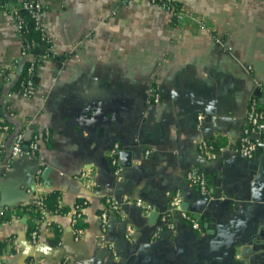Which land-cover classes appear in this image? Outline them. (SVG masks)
Segmentation results:
<instances>
[{
	"label": "crops",
	"instance_id": "1",
	"mask_svg": "<svg viewBox=\"0 0 264 264\" xmlns=\"http://www.w3.org/2000/svg\"><path fill=\"white\" fill-rule=\"evenodd\" d=\"M39 1L53 55L44 58L28 96L9 91L23 64V43L11 8H0V108L7 104L0 119L12 124L11 132L0 131L6 155L0 157V191L26 189L21 200L0 201V207L13 206L11 219L0 222V240L10 238L14 249L0 254V264H29L36 257L42 264H264V149L260 164L231 150L250 95L264 85V0H177L181 15L152 0ZM219 37L228 40L227 50ZM153 82L159 103H152ZM86 103L103 104L113 114L94 121L75 116ZM45 131L49 138L40 140L36 157L25 147L9 161L17 134L28 143ZM205 138L222 143L216 157L199 151ZM115 143L133 151L122 180L110 164ZM192 167L207 173L217 201L213 228L196 230L176 216V231L165 230L167 192H179L201 220L210 205L188 184ZM52 191L60 194L62 211H50L52 228L35 220L41 236L34 243L32 216L17 209ZM106 197L139 198L160 213L150 217L151 211L130 203L124 216L110 218L103 235L99 214ZM253 199L258 210L248 221L253 204L243 215L237 209ZM77 203L84 204L79 227L72 223ZM55 227L61 242L52 247ZM216 228L230 230L232 246L211 243Z\"/></svg>",
	"mask_w": 264,
	"mask_h": 264
},
{
	"label": "built area",
	"instance_id": "2",
	"mask_svg": "<svg viewBox=\"0 0 264 264\" xmlns=\"http://www.w3.org/2000/svg\"><path fill=\"white\" fill-rule=\"evenodd\" d=\"M152 1L157 3V0H152ZM174 1L175 0H168L167 2H165V5H167V10L171 11L175 15H181L183 13L182 7L177 8L176 5L173 4ZM162 5L164 7V4H161V6ZM3 6L10 7L15 17L17 18L18 10L15 5H11L10 3H7L5 5L0 0V8H3ZM23 8L28 9L33 14V16L38 21V24L42 26V30L46 34L48 42L53 43L51 37L47 34L41 23V17L44 12V7L41 4V2L39 0H28L23 4ZM217 43L220 45L221 44L224 45L225 42L224 40L217 38ZM27 50L26 49L24 50V45H22L21 59L28 57L30 58L31 61H33L30 69V73H32L34 77L35 73H33L34 72L33 69L36 64L35 61L37 60V58H35V53L30 45L27 46ZM245 69L246 71L251 73L254 70V67L253 65L249 64L245 66ZM259 89H260L259 94L253 93L252 95H250L247 103L246 113L244 115V120L239 128V133L237 135V138L231 145V150L234 152V154L247 160L254 159L255 156L258 154L259 150L264 149V85H262ZM151 92L153 93L152 103H159L161 101V93L159 90V86L154 82L152 83L151 86ZM30 93L31 91L28 89H25L23 92H21V94L24 96H28L30 95ZM203 119H204L203 115L198 116V126L202 125ZM1 130H3V132L8 131L9 127L7 125L0 124V131ZM49 134H50L49 131H45L42 134L38 133L30 140L29 143L25 142L23 134L21 133L17 134L14 137L13 143L9 148V161L11 162L13 160H16L21 155H23L25 147L27 149L26 153L28 155L36 157L38 155V151L40 148V140L43 137L49 138ZM216 143H217L216 139L205 138L199 143V151L203 155L214 158L217 156L219 151H221L220 148H217ZM121 149H122L121 145L119 143H115L109 151L110 164L113 169V173L118 180L123 179V173H124V166L121 164L119 158ZM0 151H2L1 145H0ZM149 153L150 151H147V154ZM186 178L188 184L191 187L197 188L202 194H206L209 192L208 176L203 169L199 167L190 168L186 173ZM167 195L169 196L170 206H169V210L162 215V220L164 222L163 229L169 230L171 232H175L177 226L174 219L176 216H180L184 221L188 222L194 229L201 230L202 220L200 219V217L194 213L182 209V202H183L182 195L179 192L172 193L170 191L167 192ZM33 202L37 203V205L40 206V211L42 216L38 221L42 220V222H45L47 227L49 228L55 226L51 222V220L48 219V215L50 214V211H48L45 208L43 197H37L33 200ZM130 203H134L140 206L146 212H150L154 210L153 205L146 203L139 198L130 199L129 197H125L121 201H117L113 197H106L105 205L99 214V218L101 222V231L103 235L107 234L108 231L107 226L110 218L113 216H124L126 214L125 207ZM83 206H84L83 203L76 204L72 218V223L74 226L79 220L83 218V213H82ZM12 209L13 206L9 204L0 207V222L3 220L4 213ZM58 229L61 232V229L59 227ZM76 230H78V228ZM130 233H131V229H129L127 237H130ZM40 236H41L40 223L38 222L36 223L35 229L31 232L32 241L34 243L37 242ZM109 249L111 250L114 257H118L117 251L115 250L113 244L109 245ZM29 264H42V259L36 257L31 261H29ZM237 264H242V263H237Z\"/></svg>",
	"mask_w": 264,
	"mask_h": 264
},
{
	"label": "trees",
	"instance_id": "3",
	"mask_svg": "<svg viewBox=\"0 0 264 264\" xmlns=\"http://www.w3.org/2000/svg\"><path fill=\"white\" fill-rule=\"evenodd\" d=\"M27 1L28 0H1V2L5 5L7 3H12L15 4V6L17 7L18 10L17 21L19 25V32L22 39V43L24 45V50L25 49L27 50V46L30 45L35 53V58H37V60L35 61L36 64L33 69L34 71L33 73H35L36 75L40 66L44 62V58L46 56L53 55V51L51 50L52 43L48 42L46 34L42 30V26L38 24V21L28 9L23 8V4ZM167 1L168 0H157V4L160 5L164 4V8L167 9V5H165V2ZM173 4L176 5L177 8L181 7V4L177 0H175ZM3 9L9 11V7L7 6H3ZM32 63L33 61H31L30 58L28 57H25L23 59V64L18 72V77L15 81H13V83L10 86L9 89L10 92L21 93L25 89H28L30 91L35 89L34 78L32 73H30ZM4 90H5V86H1L0 95H2V93L4 95ZM6 105H7L6 103H3V110L2 108H0V114L3 113V116L5 115L4 109L6 108ZM0 124L9 125V130L10 132L12 131V124H10L8 120L5 119L2 121L0 119ZM221 145L222 143L217 141L216 143L217 148H219ZM4 156H6L5 153L0 152V157L4 158ZM42 197H43L44 206L48 211H52V212L62 211V209L59 207L60 194L57 191H52L49 194ZM20 203L23 202L19 201V203L16 204L19 205ZM20 210L32 216L31 219L33 221L30 223L29 226V233H31L36 227L35 220L40 219L42 216L40 211V206H38L37 203L31 201L25 205H19L17 211L19 212ZM11 216H12V211L9 210L4 213L3 219L9 220L11 219ZM79 226L80 224L78 222L77 227ZM54 233H55L54 237L50 239V245L52 247H57L61 242V232L59 231L58 228L55 227ZM10 244H11L10 238L0 240V254H3L9 248H11V250L13 251L14 249L13 247L10 246Z\"/></svg>",
	"mask_w": 264,
	"mask_h": 264
},
{
	"label": "water",
	"instance_id": "4",
	"mask_svg": "<svg viewBox=\"0 0 264 264\" xmlns=\"http://www.w3.org/2000/svg\"><path fill=\"white\" fill-rule=\"evenodd\" d=\"M36 76V75H35ZM35 76L33 78H35ZM256 93L259 94L260 93V89L256 90ZM123 110H119L118 112H115L116 116H118L120 113H123ZM112 112L110 109H105L103 104L100 105H93L91 103H86V104H82L79 107H76L74 110V115L78 116L79 118H88L89 120H96V118H101V117H105L110 115ZM113 114V113H112ZM106 118V117H105ZM261 150V149H260ZM259 150V151H260ZM120 162L123 166H130L132 159H133V151L131 148H129L128 146L124 147L123 150L120 151ZM252 161H255L256 163L260 164V158L259 155L257 154L255 156L254 159H251ZM31 185L30 184H25V186L29 187ZM194 190L198 193H200V191L197 188H194ZM26 189H18L16 187H8L7 189H3L0 191V201H6V202H12L14 200H21L22 198H24V194H25ZM212 192H208L206 194H202V197L206 200L210 202V205L207 208V211L205 213H203V211H197L198 213H203L202 215V228L203 229H209V228H213L211 225V213L210 211H213L215 208V206L217 205V201L211 200L212 197ZM134 198V197H133ZM253 204L254 209L250 210L248 212V207H250V205ZM258 204L256 203L255 200H251V202H245L242 204V206H240L237 210L238 213L243 215L245 213L248 212L247 214V220H251L254 215L257 214V210H258ZM182 209L184 210H190V205H187V202L182 203ZM150 217H152V215H154V213H160V211H151L150 212ZM153 224V223H152ZM158 229V226L153 227V229L150 231V238L153 237L156 234V231ZM200 230V231H201ZM213 238L211 243L214 246H220V245H224V247L226 246H232V242L235 237L230 235V230L223 228V229H215L213 232ZM229 238V241L227 243H224L227 239Z\"/></svg>",
	"mask_w": 264,
	"mask_h": 264
},
{
	"label": "rangeland",
	"instance_id": "5",
	"mask_svg": "<svg viewBox=\"0 0 264 264\" xmlns=\"http://www.w3.org/2000/svg\"><path fill=\"white\" fill-rule=\"evenodd\" d=\"M219 39H222V40H224V42H225V43H224V45H222V44L220 45V44H218V43H217V44H218L220 47L222 46V47H223V49H225V48H226L225 50H227V49L229 48V43H228V40H225V39H224V38H222V37H219ZM216 41H217V39H216Z\"/></svg>",
	"mask_w": 264,
	"mask_h": 264
}]
</instances>
